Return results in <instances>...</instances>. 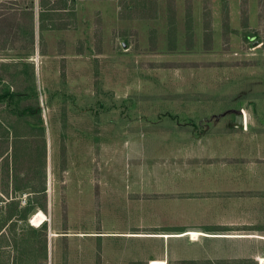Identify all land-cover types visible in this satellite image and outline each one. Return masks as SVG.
Here are the masks:
<instances>
[{
    "label": "rangeland",
    "instance_id": "rangeland-1",
    "mask_svg": "<svg viewBox=\"0 0 264 264\" xmlns=\"http://www.w3.org/2000/svg\"><path fill=\"white\" fill-rule=\"evenodd\" d=\"M72 1L0 0V121L29 106L20 116L46 139L44 162L15 150L26 162L0 164V191L10 175L44 186L14 194L25 219L6 218L16 198L0 203V264H264V164H234L236 182L233 164L225 177L216 164H162L183 163L203 130H244L243 154L261 155L264 0H74V15L52 11ZM193 194L207 198L202 210L170 211ZM39 209L47 219L34 226ZM186 229L203 233L162 236Z\"/></svg>",
    "mask_w": 264,
    "mask_h": 264
},
{
    "label": "crops",
    "instance_id": "crops-1",
    "mask_svg": "<svg viewBox=\"0 0 264 264\" xmlns=\"http://www.w3.org/2000/svg\"><path fill=\"white\" fill-rule=\"evenodd\" d=\"M35 132L36 131L28 130L25 132H20L18 135H16L14 139V142H15L14 150L17 151V154H16V151H13L11 149L10 139H9L8 145H6L4 149L0 151V164H4L6 169H8L7 164H9V168H10V164H12L11 154L13 152L16 154L17 158L20 157L22 159L25 157L29 159L30 157L33 156L34 153L40 152L41 154L42 153L45 154V159H46V139L44 135L45 132H43V137H42L43 141L40 140V142L37 139H35V138H39L38 132L36 133ZM243 133H244V130L226 129V130L220 131L218 134H215V135L198 134L199 136L196 135L189 142V144H187L185 148H183V152L181 153V155L184 154L183 163L178 162L177 160H179V158L177 157V160H175L174 158H170L169 161H166L165 163H162V164H216L217 165L216 167L219 166L218 168L220 169V173L219 174L214 173V175L218 177H225L226 171H225L224 166H226L227 164L229 165L233 164L234 169L233 171H230L231 177L233 178L234 182L240 181V178L242 176V174H240L241 171H239L240 167L234 164H264V150L261 148H255V151L258 152V154L261 153V155H256L253 158H248L247 154L246 155L243 154V142H242ZM74 144L78 145L79 152L83 153V150H84L83 149V138H80V137L77 138L74 141ZM89 144H90L89 150H91L92 140H90ZM94 145H95V152H96V138H95ZM31 151H32V154H31ZM23 154L25 155L23 156ZM3 159L8 160L9 162H6L7 163L6 164L4 163ZM189 159L190 160L192 159L194 161L191 163V161L190 162L187 161ZM195 159H198V163H196ZM24 162H26V160ZM17 164H22V163L19 162ZM141 164H161V163L156 162V161L152 162L150 160H145V161H142ZM188 175H189V179H191V183L195 179H197L198 182L201 181L200 170H198L197 166H196L195 171L194 172L191 171ZM204 176L205 175H203V177ZM208 176H211V174H209ZM208 181H211V180H208ZM14 185L15 187H13V181L11 180V177H10V180L7 181L6 183L5 189H1L2 192L0 191V203L2 202L5 203V201L10 202V200L15 201V198H16L17 202L16 203L11 202L15 206L11 211L8 212L7 216L10 215L11 217H13L15 216V212L18 211V215L20 213H24L25 216L27 217V214H28L27 208L21 204L22 203L21 200H19L16 196H17V193L23 192L26 190H29L27 192H31V193L34 191L29 189V187H27L24 184V182L19 184L17 182L15 183L14 181ZM187 188L195 189V187H193L192 185L187 186ZM191 192H194V191H191ZM191 192H188V193L191 194ZM205 200H207L206 197L195 196L194 194L175 197L170 200L171 203L174 204L171 207L170 211H173V209H176L179 203L185 209L187 208L188 209H194V208L198 209L199 208L200 210H202L199 202L205 201ZM17 203L21 206H19ZM208 207H215V206L209 205ZM187 230H195V229H186L178 233L186 232Z\"/></svg>",
    "mask_w": 264,
    "mask_h": 264
},
{
    "label": "trees",
    "instance_id": "trees-1",
    "mask_svg": "<svg viewBox=\"0 0 264 264\" xmlns=\"http://www.w3.org/2000/svg\"><path fill=\"white\" fill-rule=\"evenodd\" d=\"M74 1V0H73ZM73 1H72V6H69V7H67V6H63V7H56V8H54L52 11L53 12H56V11H62V12H64V11H67V12H69V15L70 16H72V15H74V10H73ZM32 5V4H31ZM30 5V6H31ZM63 5H65V3H63ZM42 8L40 9V11L38 12V16H37V23H38V27H39V29L41 30V29H45V27H46V25L44 24V20H45V18L47 17V14H45L44 12H45V10L43 9V3H42V1H41V5H40ZM25 11H27L26 12V14L27 15H29V14H31V16H33V12H32V10H30V12H28L29 10H25ZM29 13V14H28ZM49 15H51V14H49ZM59 27H62V25H59V26H57V25H51V28H53V29H57V28H59ZM64 28H66V27H64ZM32 111H34V110H32L31 109V107H29V106H24L23 108H21V109H19V111H18V113H19V120H15V121H13V122H9L8 124H9V126H6L5 124L3 125L2 124V122L0 121V127H1V134H0V136L2 137V138H5V139H7V142H6V144L5 145H8V143H9V139H10V147H11V149L13 150V151H15L14 150V148H15V142H14V139H15V137H16V135H18L20 132H25V131H28V130H34L33 129V126L29 123V121H27L26 120V118L24 119V118H22L21 116H20V114H22V113H33ZM35 112H40V109L39 108H37V110L35 109ZM39 114V113H38ZM21 119V120H20ZM37 121H36V123L35 124H40L41 125V118L39 117V116H37V119H36ZM38 136H39V138H40V140L41 141H43L42 140V137H43V132H44V129L43 128H38ZM14 153V152H13ZM39 158H42V160H43V162L45 161V154L44 153H42L40 156H39ZM11 160H12V162L11 163H13L12 165L13 166H16V164L17 163H23L24 161H20V160H18L17 162L15 161V157L11 154ZM7 168H8V164H7ZM38 168H39V164H38ZM11 180L13 181V187H15V185H14V181H15V183H16V176H13V175H11ZM27 187H29L32 191H39V190H41L40 192H43L44 191V186H42L41 187V189H38V190H36V189H32L31 187H30V185H29V183L28 182H25L24 183ZM7 219H10V218H12L10 215L9 216H7L6 217ZM17 218H19V219H25L26 218V216H25V214L24 213H20L18 216H17Z\"/></svg>",
    "mask_w": 264,
    "mask_h": 264
},
{
    "label": "bare ground",
    "instance_id": "bare-ground-1",
    "mask_svg": "<svg viewBox=\"0 0 264 264\" xmlns=\"http://www.w3.org/2000/svg\"><path fill=\"white\" fill-rule=\"evenodd\" d=\"M242 116V115H241ZM243 124V122H242ZM47 219L46 215L43 213L42 210H37L34 214H32L29 218V221L34 226L41 225L45 220ZM203 232L200 231H194V230H188L186 232L178 233V234H169V233H163L162 236H184V235H191L192 237H196L195 235L202 234ZM141 235V234H139ZM205 235V234H204ZM213 235V234H212ZM147 236V235H146ZM157 236V235H156ZM214 236H216L214 234ZM218 236V235H217ZM261 260L264 261V256L261 257ZM148 264H165V260L162 259H150L148 261Z\"/></svg>",
    "mask_w": 264,
    "mask_h": 264
},
{
    "label": "water",
    "instance_id": "water-1",
    "mask_svg": "<svg viewBox=\"0 0 264 264\" xmlns=\"http://www.w3.org/2000/svg\"><path fill=\"white\" fill-rule=\"evenodd\" d=\"M236 122L239 123V124H242L243 119H242L241 114H239L238 116H236ZM41 264H46V263H41Z\"/></svg>",
    "mask_w": 264,
    "mask_h": 264
},
{
    "label": "built area",
    "instance_id": "built-area-1",
    "mask_svg": "<svg viewBox=\"0 0 264 264\" xmlns=\"http://www.w3.org/2000/svg\"><path fill=\"white\" fill-rule=\"evenodd\" d=\"M21 202H22V203H25V200L22 198V199H21Z\"/></svg>",
    "mask_w": 264,
    "mask_h": 264
}]
</instances>
